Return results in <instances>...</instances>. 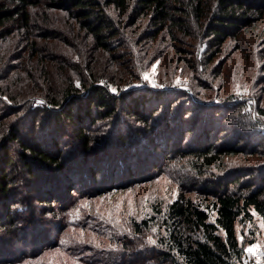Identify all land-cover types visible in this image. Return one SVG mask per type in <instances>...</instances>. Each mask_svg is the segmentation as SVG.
I'll return each mask as SVG.
<instances>
[{
    "label": "trees",
    "instance_id": "obj_1",
    "mask_svg": "<svg viewBox=\"0 0 264 264\" xmlns=\"http://www.w3.org/2000/svg\"><path fill=\"white\" fill-rule=\"evenodd\" d=\"M263 24L264 0H0V264H56L47 254L59 245L43 215H56L61 207L56 203L84 181L97 188L103 177L109 185L134 178V169L119 168L112 181L113 165H124L143 140L135 147L121 132L112 146L110 134H91L92 127L122 116L119 100L131 116L149 125L155 112L146 114L148 102L167 89L117 93L100 80L111 78L107 67L118 65L139 42L153 46L199 35L213 56L231 40L241 49ZM103 56L107 65L99 62ZM190 101L206 109L215 105ZM201 118L203 142L177 151L207 166L218 156L247 152L218 147V141L210 144L209 125ZM26 119L32 122L28 128L19 125ZM65 136L69 140L62 142ZM258 139L250 150L263 147L264 136ZM102 153L105 172L98 178L101 168L90 163ZM236 169L204 182L195 196L182 192L164 210L131 222L136 234L156 224L161 230L160 247L146 255L151 264L242 261L245 245L236 224L252 221L253 211L264 221V168H249V178L248 170ZM258 171L260 180L254 179Z\"/></svg>",
    "mask_w": 264,
    "mask_h": 264
},
{
    "label": "rangeland",
    "instance_id": "obj_2",
    "mask_svg": "<svg viewBox=\"0 0 264 264\" xmlns=\"http://www.w3.org/2000/svg\"><path fill=\"white\" fill-rule=\"evenodd\" d=\"M263 27L264 24L241 49L231 40L214 56L207 39L199 35L176 43L167 40L170 46L166 51V40L153 46L139 42L118 65L107 67L111 78L100 80L117 93L132 89L133 92L150 88L167 90L159 99L148 102L146 114L155 112L148 119L149 125L131 116L119 100L117 106L123 110L122 116L108 117L92 127L91 134H110L107 141L112 146L119 141L121 132L133 140L135 147H138L136 141L143 140L137 151L127 155L124 165H113L116 179L112 181L117 180L119 168L134 169L135 175L132 180L118 179L112 185L103 177L97 188L84 181L82 184L86 185L71 190V195L56 203L61 204L56 215L52 212L43 215L52 229V240L59 245L49 250L50 260L54 258L56 264H151L146 255L160 247L161 230L156 224L136 234L131 227L134 219L148 218L164 210L182 192L195 196L204 182L224 177L229 168L248 170L247 178L251 175L249 168H264V142L257 151L250 150L264 136L261 135L264 133ZM155 48H158L156 54ZM104 60L103 56L99 62L107 65ZM189 98L211 100L215 105L206 109L189 102ZM201 117L205 118V126L209 125L210 144L218 141V147L238 146L247 152L218 156L207 166L205 161L199 164L195 156L177 151L178 146L187 150L190 145L203 142ZM27 120L19 125L28 128L32 122ZM242 139L246 142L238 143ZM65 140L69 138L65 136L62 142ZM105 157L106 153L96 155L90 163L101 168L98 178L105 172ZM260 171L254 179L260 180ZM20 183L23 186L24 181ZM253 216L252 221L236 224L239 240L245 245L239 264H264V221L256 211Z\"/></svg>",
    "mask_w": 264,
    "mask_h": 264
}]
</instances>
